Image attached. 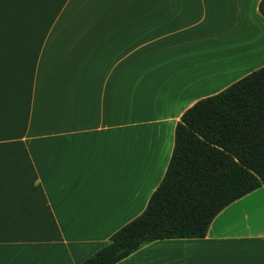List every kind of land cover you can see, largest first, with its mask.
<instances>
[{
  "label": "crops",
  "instance_id": "crops-1",
  "mask_svg": "<svg viewBox=\"0 0 264 264\" xmlns=\"http://www.w3.org/2000/svg\"><path fill=\"white\" fill-rule=\"evenodd\" d=\"M262 1L0 0V264H82L144 213L183 114L264 67ZM115 264H264V187Z\"/></svg>",
  "mask_w": 264,
  "mask_h": 264
},
{
  "label": "trees",
  "instance_id": "trees-1",
  "mask_svg": "<svg viewBox=\"0 0 264 264\" xmlns=\"http://www.w3.org/2000/svg\"><path fill=\"white\" fill-rule=\"evenodd\" d=\"M262 187L264 67L183 114L166 173L144 213L82 264H115L158 240L204 238L226 207Z\"/></svg>",
  "mask_w": 264,
  "mask_h": 264
}]
</instances>
